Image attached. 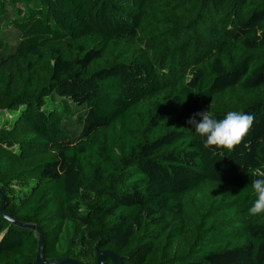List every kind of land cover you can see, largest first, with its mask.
Segmentation results:
<instances>
[{
	"label": "trees",
	"instance_id": "16d2710c",
	"mask_svg": "<svg viewBox=\"0 0 264 264\" xmlns=\"http://www.w3.org/2000/svg\"><path fill=\"white\" fill-rule=\"evenodd\" d=\"M257 172L264 0H0V264H264Z\"/></svg>",
	"mask_w": 264,
	"mask_h": 264
},
{
	"label": "clouds",
	"instance_id": "9594fccd",
	"mask_svg": "<svg viewBox=\"0 0 264 264\" xmlns=\"http://www.w3.org/2000/svg\"><path fill=\"white\" fill-rule=\"evenodd\" d=\"M255 117L242 111H228L223 119L215 118L208 110L192 114L187 121L195 133L203 137L205 148L217 147L232 151L250 131ZM252 190L255 200L248 208V214H264V172L254 173Z\"/></svg>",
	"mask_w": 264,
	"mask_h": 264
},
{
	"label": "water",
	"instance_id": "95a60500",
	"mask_svg": "<svg viewBox=\"0 0 264 264\" xmlns=\"http://www.w3.org/2000/svg\"><path fill=\"white\" fill-rule=\"evenodd\" d=\"M41 251H42V250H41ZM41 251H40V254H39L38 261H39V264H44L43 261H42V252H41ZM107 253L110 254V255L113 257V259L115 260L116 264H122V259H121V257L118 256V255H116V254L113 253L112 251L101 252V253L99 254V258H98V260H99V264H105L103 258H104V255L107 254Z\"/></svg>",
	"mask_w": 264,
	"mask_h": 264
},
{
	"label": "rangeland",
	"instance_id": "374dc122",
	"mask_svg": "<svg viewBox=\"0 0 264 264\" xmlns=\"http://www.w3.org/2000/svg\"><path fill=\"white\" fill-rule=\"evenodd\" d=\"M52 100L56 104H60L63 107H69L71 109H75L76 106L73 105V103L66 97H61V96H54L52 97Z\"/></svg>",
	"mask_w": 264,
	"mask_h": 264
}]
</instances>
